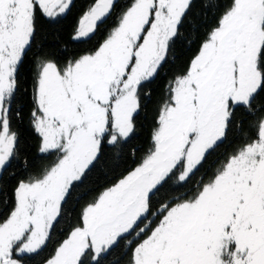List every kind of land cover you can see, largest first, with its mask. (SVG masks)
<instances>
[{"label":"snow or ice","instance_id":"1","mask_svg":"<svg viewBox=\"0 0 264 264\" xmlns=\"http://www.w3.org/2000/svg\"><path fill=\"white\" fill-rule=\"evenodd\" d=\"M73 7L0 0V264H264V0Z\"/></svg>","mask_w":264,"mask_h":264},{"label":"trees","instance_id":"2","mask_svg":"<svg viewBox=\"0 0 264 264\" xmlns=\"http://www.w3.org/2000/svg\"><path fill=\"white\" fill-rule=\"evenodd\" d=\"M85 3H86V0H74V7L71 9L67 18L63 21V23L57 29L50 31L49 36H48V41H47L49 44L55 42L53 40V35L55 33H58L60 36V42L68 44L70 48L83 51L85 48L92 46L91 44L76 45L75 42H72L70 40L73 27L76 23L77 18L82 12ZM93 43H95V41H93ZM146 138H147V132L144 130H141L139 134V139L135 141V146L136 147H141V146L146 147V144L144 143ZM37 146H38L37 139L27 129V126L25 123V125L22 126V130H21L20 150H21L22 156H27L29 158L34 157L36 155ZM226 150H228L227 144H225L216 155L209 158V163L210 164L214 163L215 160L220 155H222ZM197 179H199V177H197ZM93 180L94 181L99 180L100 184L104 183V180L101 178L100 174H97V176L93 177ZM117 259H119V257L114 256L112 258V261L114 262ZM36 264H39V260L36 261Z\"/></svg>","mask_w":264,"mask_h":264}]
</instances>
